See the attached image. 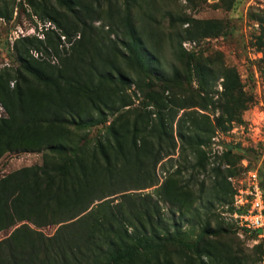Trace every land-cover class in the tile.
Instances as JSON below:
<instances>
[{"label": "trees", "instance_id": "obj_1", "mask_svg": "<svg viewBox=\"0 0 264 264\" xmlns=\"http://www.w3.org/2000/svg\"><path fill=\"white\" fill-rule=\"evenodd\" d=\"M108 2L105 9L101 0H66L62 11L45 6L46 18L59 33L51 29L45 41L22 39L16 49L19 67L0 71V157L6 151L41 148L60 157L0 177V232L24 220L36 227L58 225L50 236L25 223L16 228L0 240V264H150L152 259L157 264V253L167 243L191 247L216 232L204 226L196 241L184 238L192 201L176 174L155 189V199L151 192L124 193L113 187L118 177L131 176L143 180L140 188L157 184V164L172 158L175 137L182 152L190 147L198 153L212 126H197L191 113H184L174 137L170 111L159 113L156 122L136 114L131 127L128 120L119 125L114 120L104 141L93 148L62 133L66 126L105 124L130 105L120 91L132 82L124 66L154 74L157 56L144 44L131 6ZM102 18V24H94ZM257 20L264 52V12ZM195 65L204 86L213 71ZM223 81L227 89L228 75ZM260 177L264 190V174ZM119 192L117 202L103 200ZM159 199L169 203L167 216Z\"/></svg>", "mask_w": 264, "mask_h": 264}, {"label": "rangeland", "instance_id": "obj_2", "mask_svg": "<svg viewBox=\"0 0 264 264\" xmlns=\"http://www.w3.org/2000/svg\"><path fill=\"white\" fill-rule=\"evenodd\" d=\"M111 1L120 7L127 3L131 6L144 44L157 56L154 74L124 66L132 82L121 86L120 91L130 105L110 115L105 124L66 126L62 133L93 148L104 141L114 120L116 125L128 120L131 127L136 114L156 122L159 113L166 115L170 111L174 115V137L176 122L184 113L190 112L197 126L203 123L207 128L212 126V132L205 135L206 144L198 153L190 147L182 152L175 137L172 158L166 157L157 164V184L144 189L140 188L144 182L139 178L118 177L114 190L151 192L155 199L158 198L155 189L169 175L176 174L178 185L187 188L192 201L185 215L187 221L183 222L184 238L191 243L196 241L204 226L216 231L204 235L191 247L167 243L157 253V264H264V229L240 231L223 214L235 189L246 182L249 170L264 174V52L259 43L261 29L257 20L264 12V0ZM101 2L104 9L109 5L108 0ZM65 4L66 0H0L4 14L0 17V71L19 67L16 49L21 47L22 39L45 41L51 36V29L59 33L46 18L44 7L62 11ZM103 20L94 24H102ZM30 52L37 55L34 49ZM196 63L213 71L204 86L196 75ZM224 75L229 77L227 89ZM2 114L4 109L0 104ZM59 158L43 148L6 151L0 157V177ZM120 194L103 200L115 203L120 200ZM159 205L167 216L169 203L159 199ZM24 223L44 236L54 234L58 227L52 224L36 227L24 220L1 231L0 240ZM150 264H156L155 260Z\"/></svg>", "mask_w": 264, "mask_h": 264}, {"label": "built area", "instance_id": "obj_3", "mask_svg": "<svg viewBox=\"0 0 264 264\" xmlns=\"http://www.w3.org/2000/svg\"><path fill=\"white\" fill-rule=\"evenodd\" d=\"M224 209L223 214L236 227L248 231L264 229V190L257 170L247 172L246 182H242L235 189L233 202Z\"/></svg>", "mask_w": 264, "mask_h": 264}]
</instances>
